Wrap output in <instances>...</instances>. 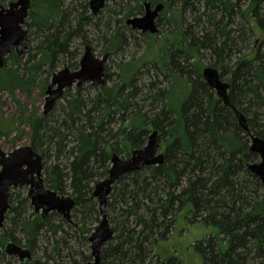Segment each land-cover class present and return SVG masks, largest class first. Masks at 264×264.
Here are the masks:
<instances>
[{
    "label": "trees",
    "instance_id": "1",
    "mask_svg": "<svg viewBox=\"0 0 264 264\" xmlns=\"http://www.w3.org/2000/svg\"><path fill=\"white\" fill-rule=\"evenodd\" d=\"M145 1L128 0L122 20L105 25L109 58L125 52V30L134 38L136 31L125 23L138 17ZM67 2L31 1L25 25L40 43L34 51L28 47L26 60L25 54L7 57L0 96L38 84L44 90L49 78L39 79L54 76L63 63L79 69L82 55L74 44L76 39L89 44L84 28L90 18L79 14L75 0ZM148 3L164 5L157 21L159 33L165 29L162 40L159 33L140 32L148 51L117 63L116 81L106 72L105 85L91 84L93 92L84 86L74 94L67 90L48 115L28 117L45 186L75 202L71 218L77 228L56 212L36 213L28 196L14 195L13 189L0 231V264H78L75 257L87 264L92 257L71 242L101 220L92 197L95 184L107 178L113 154L130 157L155 131L164 162L114 184L106 209L114 237L101 251V264H183L161 249L181 216L190 225L216 230L194 245L202 264H264V184L248 168L260 161L251 152V135L264 140V0ZM206 67L231 85L230 103L246 117L249 132L207 85ZM141 73L148 76L145 84ZM78 240L82 245L89 238ZM9 243L29 249L31 260L9 257Z\"/></svg>",
    "mask_w": 264,
    "mask_h": 264
},
{
    "label": "water",
    "instance_id": "2",
    "mask_svg": "<svg viewBox=\"0 0 264 264\" xmlns=\"http://www.w3.org/2000/svg\"><path fill=\"white\" fill-rule=\"evenodd\" d=\"M32 0H17L10 4L8 9L0 5V69L5 65L6 58L15 53L24 55L29 46V33L24 25L29 16ZM106 0H91L92 14L97 16L105 9ZM145 14L127 20V25L133 30L152 35L159 33L157 21L164 10V5L159 4L155 9L150 3H145ZM109 55L102 59L97 58L91 48L87 46L82 55L79 69L72 71L65 67L54 74L51 84L47 87L46 106L44 115H48L55 105L63 99L65 92L73 88H81L85 84L103 86L106 83L105 73ZM203 77L207 85L214 89L217 96L224 104L234 110L240 126L249 132L246 117L235 109L229 100L231 85L220 78L219 72L212 67H206ZM159 132L150 134L145 147L134 150L127 159H122L117 154L111 157L112 166L105 180L95 184L92 197L98 201L101 220L95 231L91 234L93 262L101 264V251L114 237L113 229L107 218V203L114 184L124 175L137 172L144 167L158 166L164 162V154L160 150ZM251 152L259 156L260 161L248 165L251 173L264 184V140L251 135ZM29 188L28 198L36 213L43 217L56 212L67 222L72 223L71 213L75 202L65 196H59L54 191L47 189L43 179V160L31 147L16 149L10 154L0 150V231L5 226L6 216L11 208L10 194L12 189ZM76 226V225H75ZM5 252L9 257H17L21 262L31 260L29 249L9 243Z\"/></svg>",
    "mask_w": 264,
    "mask_h": 264
},
{
    "label": "rangeland",
    "instance_id": "3",
    "mask_svg": "<svg viewBox=\"0 0 264 264\" xmlns=\"http://www.w3.org/2000/svg\"><path fill=\"white\" fill-rule=\"evenodd\" d=\"M72 1L73 0H68L67 4H71ZM90 1L91 0H80V1L75 0L74 6L77 8L76 10L79 12V14L82 13L86 14L87 17L90 18V21L84 28L88 36L87 43L89 44H84V42L81 39H76L74 45L75 47H78L81 50V55L84 54L86 46L89 45L93 48V52L95 56L97 58L102 59V57L106 55L104 54L105 45L103 42V39L107 35V29L105 28V25L110 24L113 27L115 25L116 20H122L123 15L126 12V10H124L125 8L124 6L128 5L127 4L128 0L124 2H122V0H106L105 9H103V11L99 13L97 16H94L92 14V9L90 8ZM13 2H16V0H0V5L5 9H8L10 4ZM145 2L147 3L148 0ZM86 4H87V8L84 9V5L86 6ZM144 12L145 9H143V11L138 15V17L143 16ZM27 23H30L29 19H27ZM95 24L99 26L97 29L94 27ZM126 24L127 23H125V26L128 28V25ZM24 28L29 33L28 47L34 51V49L39 45L40 40L37 38V35L34 31H32V33L29 32L30 28H28L26 25H24ZM163 32L165 33V29L162 27L160 28L159 40H162ZM125 33L129 37V45L126 47L125 52L122 55L119 56L116 55L114 57L109 58L106 64V70H107L106 72L110 73L111 75H114L113 79L115 81L117 80V73H118V70L116 68L117 63L124 60L129 61L131 59H140L148 51V44L146 43L147 37L141 35L139 31H136L134 35V38L136 40H134V38H130L131 35L130 31L125 30ZM27 54L28 52L25 53L24 56L25 60L29 58ZM8 61L9 59L6 58L5 63H7ZM8 63H10V61ZM208 63L209 62L207 60L204 66H206ZM65 64L68 66L71 65L70 63L69 64L63 63L61 66L58 67L57 72L64 69ZM75 68L76 67H74L71 70L76 71ZM144 74L145 73H141L140 76V80L142 84L148 82V76ZM45 76H42L39 79V81L41 82L42 78H47V79L49 78L48 85H46L44 90H41V87L38 84L29 91L18 90L14 94V96H11L8 93H3L0 96V150L2 152L6 154H10L16 149L32 146L33 131L29 125L28 117H30L32 114H36L38 117L44 115L46 99L48 97L45 91L47 90V87L51 84L53 78V76L52 77L50 76L45 77ZM84 89L88 92L89 91L93 92L91 89V84H85ZM75 90L76 88L71 89L73 94L75 93ZM119 157H121L122 159L129 158L124 154ZM14 192H15L14 195L21 192L22 194L28 196L29 188L28 187L17 188ZM96 202L98 203L97 200ZM98 225L99 224L95 225L92 228V232H90V234L88 235L77 234L76 240L78 242L76 240H73L71 242V244L74 246V249L76 251L92 257L91 243L89 242V240L87 241V243L86 241H83L81 245L79 243L78 238L79 239L80 237L82 239L90 238L91 234L95 231ZM72 227L74 229L77 228V226L73 224ZM215 233L216 230L209 229L204 225H190L186 221V218L184 216H181L179 218L176 230L173 233L172 237L169 239V241L161 244V249H163L169 255L178 256L183 264H202V261L197 257L194 251V245L197 242L205 240L207 237ZM67 254L68 252L64 253L65 256ZM75 258L78 264H83L82 260L79 257H75ZM93 261L94 260L92 257L91 260L87 262V264H90ZM11 262L14 263V261Z\"/></svg>",
    "mask_w": 264,
    "mask_h": 264
},
{
    "label": "flooded vegetation",
    "instance_id": "4",
    "mask_svg": "<svg viewBox=\"0 0 264 264\" xmlns=\"http://www.w3.org/2000/svg\"><path fill=\"white\" fill-rule=\"evenodd\" d=\"M150 4H151V3H150ZM157 5H159V4H157ZM157 5H156V4L153 5V6L151 5V8H152V9H155V7H156ZM144 8H145V5H144ZM145 11H146V9H145ZM144 14H145V12H144ZM12 190H13V189H12ZM12 190H11V191H12Z\"/></svg>",
    "mask_w": 264,
    "mask_h": 264
}]
</instances>
